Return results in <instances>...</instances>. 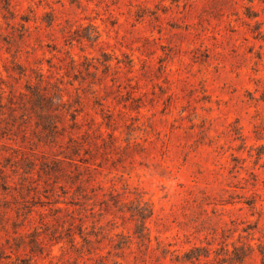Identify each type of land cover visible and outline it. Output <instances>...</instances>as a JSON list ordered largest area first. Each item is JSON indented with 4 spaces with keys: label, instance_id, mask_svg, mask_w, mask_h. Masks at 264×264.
Masks as SVG:
<instances>
[{
    "label": "rangeland",
    "instance_id": "374dc122",
    "mask_svg": "<svg viewBox=\"0 0 264 264\" xmlns=\"http://www.w3.org/2000/svg\"><path fill=\"white\" fill-rule=\"evenodd\" d=\"M0 264H264V0H0Z\"/></svg>",
    "mask_w": 264,
    "mask_h": 264
},
{
    "label": "trees",
    "instance_id": "16d2710c",
    "mask_svg": "<svg viewBox=\"0 0 264 264\" xmlns=\"http://www.w3.org/2000/svg\"><path fill=\"white\" fill-rule=\"evenodd\" d=\"M74 123V122H73ZM68 142H70V144H69V147L71 148L72 146H73V149H76V147H77V142H76V140H74L72 137H70V141H68ZM141 215V218H144V216L145 215H143V213H140Z\"/></svg>",
    "mask_w": 264,
    "mask_h": 264
}]
</instances>
